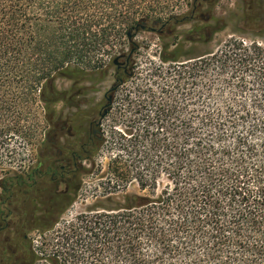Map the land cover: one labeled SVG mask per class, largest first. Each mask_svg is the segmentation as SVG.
Segmentation results:
<instances>
[{
  "label": "trees",
  "instance_id": "16d2710c",
  "mask_svg": "<svg viewBox=\"0 0 264 264\" xmlns=\"http://www.w3.org/2000/svg\"><path fill=\"white\" fill-rule=\"evenodd\" d=\"M203 1L193 0L186 14L164 17L173 0H0V148L24 132L29 103L49 101L44 90L56 79L112 64L122 85L133 75L125 49L137 31L185 25ZM200 29L195 25L192 33ZM177 58L160 71L162 89L171 94L168 111L181 102L189 113L157 116L178 125L153 141L159 154L167 142L169 153L165 163L157 157L152 171L141 165L133 176L115 158L119 180L109 178L107 199L125 192L126 180L142 194L124 193L113 207L82 221L77 235L95 240L83 243L85 264H264V48L230 39L216 51ZM100 133L95 124L78 152L93 156L103 142ZM139 153L145 164V148ZM41 169L39 161L24 175L1 179L6 199L30 203L45 176L48 182L67 178L65 168ZM162 175L165 185L158 181ZM5 207L0 203L2 222L11 217ZM59 217L51 215L39 231L52 230Z\"/></svg>",
  "mask_w": 264,
  "mask_h": 264
},
{
  "label": "rangeland",
  "instance_id": "374dc122",
  "mask_svg": "<svg viewBox=\"0 0 264 264\" xmlns=\"http://www.w3.org/2000/svg\"><path fill=\"white\" fill-rule=\"evenodd\" d=\"M192 2L173 0V8L161 16L186 14ZM203 2L199 14L185 25L162 30L155 25L152 32L137 31L125 49L131 57L125 67L133 75L122 85L116 82L115 66L110 64L103 71L83 75L70 72L68 78H58L53 86L45 88L49 101L29 103V111L21 121L26 126L24 132L11 135L7 148H0V180L12 173L24 175L39 161L43 171L65 168L67 178L48 182L50 176H45L30 203L6 199L0 186V203H6L5 208L11 212L7 222L0 220V227L7 224L0 233V264H85L88 253L83 243L95 240L85 238L83 232V236L77 235L82 221L95 211L113 207L124 193L142 194L134 180H126L121 183L126 184L125 192L120 191L115 200L107 199L109 178L119 180L113 173L115 158L118 156L122 163L118 165H126L133 176L141 165L152 171L157 157L165 163L169 153L167 142L162 141L159 154L152 148L153 141L163 140L162 133H171L178 125L170 120L161 123L157 116L171 112L183 117L189 113L181 102L177 110L168 111L171 94L167 88L162 89L166 76L160 71L166 72L176 64L169 60L178 57L177 61L185 62L186 58L216 51L230 39L248 45L255 42L264 48V0ZM195 25L201 28L197 34L192 33ZM208 34L211 37L207 41ZM123 60L117 63L123 64ZM95 124L100 127L103 142L93 156H86L78 148L87 143ZM142 147L147 154L145 164L139 157ZM148 162H152L149 167ZM158 181L167 183L165 175ZM50 198L53 201L49 206ZM58 212L60 217L53 229L39 231L43 222Z\"/></svg>",
  "mask_w": 264,
  "mask_h": 264
},
{
  "label": "water",
  "instance_id": "95a60500",
  "mask_svg": "<svg viewBox=\"0 0 264 264\" xmlns=\"http://www.w3.org/2000/svg\"><path fill=\"white\" fill-rule=\"evenodd\" d=\"M114 64H117V60H114ZM105 114V113H104Z\"/></svg>",
  "mask_w": 264,
  "mask_h": 264
},
{
  "label": "flooded vegetation",
  "instance_id": "af4514ba",
  "mask_svg": "<svg viewBox=\"0 0 264 264\" xmlns=\"http://www.w3.org/2000/svg\"><path fill=\"white\" fill-rule=\"evenodd\" d=\"M52 180L54 181V178Z\"/></svg>",
  "mask_w": 264,
  "mask_h": 264
}]
</instances>
